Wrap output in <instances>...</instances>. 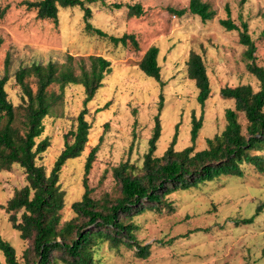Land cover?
<instances>
[{"label": "rangeland", "instance_id": "obj_1", "mask_svg": "<svg viewBox=\"0 0 264 264\" xmlns=\"http://www.w3.org/2000/svg\"><path fill=\"white\" fill-rule=\"evenodd\" d=\"M23 1L0 0L1 6L8 5L0 19V77L7 75L5 90L13 105L23 102L21 87L14 77L21 66L49 60L65 63L67 55L73 56L71 63L75 73H79V57L100 55L111 64L102 86L86 103L85 118L91 123L88 141L81 154L67 159L59 172V184L64 191L61 223L75 216L71 203L80 199L84 191V161L94 145H98V149L86 176L91 197L107 196L112 200L119 196L113 168L124 161L137 168L141 166L160 99V135L154 151L157 156L163 153L174 135V149L191 144L193 116H201L194 143L196 150L204 148L205 139L223 129L225 109L233 108L234 101L220 95L221 87L249 83L254 90L258 89V80L245 68L244 47L238 42L237 31L226 30L218 20L227 16L225 4L236 23L239 18L246 20L256 45L255 62L264 66V38L259 36L264 28L261 16L264 0H205L215 10L214 17L205 22L189 12L178 16L170 11L186 7L188 0H95L88 3L89 21L93 26L114 36L133 33L138 49L86 32L79 6L59 7L56 20L38 19L35 9H27ZM134 3H140L143 8L140 16L127 15L126 4ZM150 45L158 47L157 62L163 86L138 67ZM191 50L202 56L209 77L211 91L203 107L196 100L194 81L187 76L186 60ZM85 62L88 67V60ZM27 80L35 90L34 78ZM48 90L61 91L56 83ZM84 96L82 85L66 84L61 98L42 119L44 128L36 140L47 136L49 145L36 158V163L43 165L46 173L63 147V134L76 125L75 117L83 107ZM237 118L244 132L247 120L240 112ZM242 168L240 177L220 175L196 187L168 194L172 201L170 210L146 209L132 216L135 237L140 243L150 245L146 258L136 257L134 248L126 245L109 248L102 242L94 254L95 264H264V171H258L251 164H243ZM25 183L24 171L18 164L0 168V206ZM259 205L261 210L251 223L239 222L254 214ZM0 234L13 245L17 259L23 261L22 254L31 246V240L19 237V232L8 221V213L1 207ZM0 264H5L1 251Z\"/></svg>", "mask_w": 264, "mask_h": 264}, {"label": "trees", "instance_id": "obj_2", "mask_svg": "<svg viewBox=\"0 0 264 264\" xmlns=\"http://www.w3.org/2000/svg\"><path fill=\"white\" fill-rule=\"evenodd\" d=\"M93 1L24 0L22 3L27 9H35L36 18L52 20L57 19L59 7L79 6L86 32L107 37L114 44H130L138 49L133 33L109 35L91 24L88 3ZM113 6L120 7V4ZM126 7L128 16L143 14L140 3L126 4ZM7 8L8 5H0V19ZM224 8L227 16L220 18L219 24L228 31H237L238 42L244 47L242 56L246 61L245 68L258 80V89L254 90L249 83L221 87L220 95L234 101L233 108L225 109L226 123L223 129L206 138V146L196 150L194 143L201 127V116H193L191 144L179 150L174 149V135L163 153L157 156L154 151L160 135V99L141 166L137 168L133 163L124 161L113 168V177L119 183V196L112 200L107 196L99 199L91 197L86 176L98 149V145H94L84 161V191L80 199L71 203L75 216L62 223L60 210L64 206V191L59 184V172L67 159L81 154L88 141L91 123L85 118L86 103L102 86L103 78L111 70L110 61L100 55H88L86 59L89 66L86 67V59L79 57V73H75L71 63L72 55H67L68 61L65 63L49 60L21 66L15 71L14 77L21 87L23 102L16 106L7 97V75L0 77V168H8L16 163L23 169L26 181L0 207L8 213V221L19 232V237L31 240V246L22 254L23 261H19L13 245L0 234V251L5 264H95L94 254L102 242H106L109 248L126 245L134 248L136 257L146 258L150 253V245L140 243L135 237L136 226L131 221L132 216L146 209L159 212L162 208L170 210L172 201L167 197L168 194L196 187L220 175L240 177L243 175V164H251L258 171H264V66L255 62L256 45L248 32L247 21L239 18V23H236L230 17L227 4ZM170 11L178 16L189 12L203 22L215 15V10L205 0H188L186 7ZM261 16L264 18V11ZM259 36L264 38V28ZM157 55L158 47L150 45L139 60L138 67L146 76L156 79L163 86ZM186 71L197 88L196 100L203 107L211 90L206 66L199 53L193 50L189 52ZM28 77L34 78L35 90L29 84ZM53 83L59 85L60 93L48 90ZM68 83L83 86V107L75 117V127L63 134V147L46 173L44 166L36 163V158L49 145V138H36L43 131V117L49 113L51 105L61 98L62 90ZM238 112L243 113L247 120L244 132L237 118ZM260 210L259 205L254 214L241 218L239 222L251 223Z\"/></svg>", "mask_w": 264, "mask_h": 264}]
</instances>
